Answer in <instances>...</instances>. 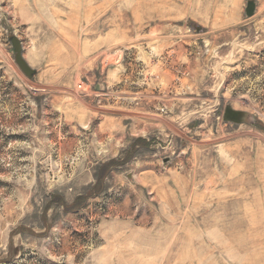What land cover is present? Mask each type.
I'll list each match as a JSON object with an SVG mask.
<instances>
[{
    "label": "rangeland",
    "instance_id": "rangeland-1",
    "mask_svg": "<svg viewBox=\"0 0 264 264\" xmlns=\"http://www.w3.org/2000/svg\"><path fill=\"white\" fill-rule=\"evenodd\" d=\"M0 264H264V0H0Z\"/></svg>",
    "mask_w": 264,
    "mask_h": 264
},
{
    "label": "water",
    "instance_id": "water-1",
    "mask_svg": "<svg viewBox=\"0 0 264 264\" xmlns=\"http://www.w3.org/2000/svg\"><path fill=\"white\" fill-rule=\"evenodd\" d=\"M15 43V54H16V62L21 70L28 76H32L34 73L33 68L29 65V63L23 57L22 47L20 42L16 39Z\"/></svg>",
    "mask_w": 264,
    "mask_h": 264
}]
</instances>
